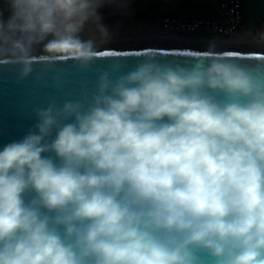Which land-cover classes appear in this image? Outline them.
<instances>
[{
  "label": "clouds",
  "instance_id": "9594fccd",
  "mask_svg": "<svg viewBox=\"0 0 264 264\" xmlns=\"http://www.w3.org/2000/svg\"><path fill=\"white\" fill-rule=\"evenodd\" d=\"M4 3L0 69L21 82L89 69L112 35L100 10L128 0ZM214 49L191 67L148 52L33 109L0 147V264H264V69Z\"/></svg>",
  "mask_w": 264,
  "mask_h": 264
},
{
  "label": "water",
  "instance_id": "95a60500",
  "mask_svg": "<svg viewBox=\"0 0 264 264\" xmlns=\"http://www.w3.org/2000/svg\"><path fill=\"white\" fill-rule=\"evenodd\" d=\"M245 34L258 38L264 27V0H242ZM209 47L133 45L101 46L100 59L87 70H80L72 61L58 63L48 68L34 65V72L17 82V69H0V147L12 140L20 139L35 123L33 109L47 107L54 102L57 106L65 100L90 98L95 90L100 72L109 71L113 76L133 70L145 54L152 52L160 62L191 67L199 55ZM216 53L235 58L242 63L264 69V51L215 48ZM59 77L58 85L54 77Z\"/></svg>",
  "mask_w": 264,
  "mask_h": 264
},
{
  "label": "rangeland",
  "instance_id": "374dc122",
  "mask_svg": "<svg viewBox=\"0 0 264 264\" xmlns=\"http://www.w3.org/2000/svg\"><path fill=\"white\" fill-rule=\"evenodd\" d=\"M0 8L7 15L4 0H0ZM103 22L111 31L110 41L136 43L128 39L161 37L162 19L167 15H176L182 12L212 13L211 0H128L127 7L117 8L115 5L105 6L101 10ZM264 32V28L262 29ZM97 35L85 31L83 38L88 39ZM118 42V43H119ZM106 46V45H105Z\"/></svg>",
  "mask_w": 264,
  "mask_h": 264
},
{
  "label": "built area",
  "instance_id": "2783aa9c",
  "mask_svg": "<svg viewBox=\"0 0 264 264\" xmlns=\"http://www.w3.org/2000/svg\"><path fill=\"white\" fill-rule=\"evenodd\" d=\"M212 13L182 12L162 19V38L234 40L246 36L242 0H211Z\"/></svg>",
  "mask_w": 264,
  "mask_h": 264
},
{
  "label": "bare ground",
  "instance_id": "6f19581e",
  "mask_svg": "<svg viewBox=\"0 0 264 264\" xmlns=\"http://www.w3.org/2000/svg\"><path fill=\"white\" fill-rule=\"evenodd\" d=\"M136 43H126L118 41H110L101 46H133V45H170V46H193V47H209L211 44L215 45V48H228V49H244V50H261L264 51V41H260L258 38H252L249 36H243L240 39L234 40H187V39H165L164 37H151V38H140V39H128ZM119 42V43H118Z\"/></svg>",
  "mask_w": 264,
  "mask_h": 264
},
{
  "label": "flooded vegetation",
  "instance_id": "af4514ba",
  "mask_svg": "<svg viewBox=\"0 0 264 264\" xmlns=\"http://www.w3.org/2000/svg\"><path fill=\"white\" fill-rule=\"evenodd\" d=\"M264 27H262V29H263Z\"/></svg>",
  "mask_w": 264,
  "mask_h": 264
}]
</instances>
